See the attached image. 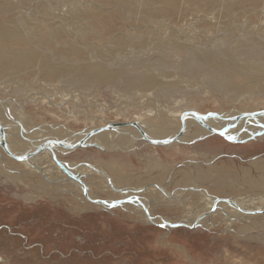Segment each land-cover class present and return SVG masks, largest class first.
Returning <instances> with one entry per match:
<instances>
[{
    "label": "rangeland",
    "instance_id": "rangeland-1",
    "mask_svg": "<svg viewBox=\"0 0 264 264\" xmlns=\"http://www.w3.org/2000/svg\"><path fill=\"white\" fill-rule=\"evenodd\" d=\"M0 23L9 34L20 31L16 38H7L6 45L24 52L27 48L24 55L39 51L40 56L43 39H50V60L60 53L69 55L76 73L68 75L53 63V72H44L40 57L33 64L0 71V118L11 125L29 116L32 121L24 119L23 124L32 126V135L50 136L48 131L57 126L80 133L111 123L117 130L129 121L163 124V119L175 121L187 107L203 115L264 111V0H0ZM254 41L257 45L250 46ZM3 46L0 37V51ZM205 53L218 65L204 62ZM92 65L122 71V77L110 86L85 88L83 70ZM132 78H150L152 87L127 96ZM67 94L70 99L61 100ZM50 99L60 105H51ZM260 130L238 142L209 135L173 147L138 140L129 151L120 144L109 152L88 146L71 150L63 160L129 165L126 189L158 182L150 180L169 165L165 178L173 193L180 190L182 170L193 174L199 166L209 170L201 187L211 193L221 188L224 196L219 194V199L243 191L260 196L261 188L252 189L244 179L245 174L256 181L264 177V170L259 172L254 164L264 165V129ZM0 151L5 161H17L2 146ZM151 158L159 164L150 166ZM36 191L20 181H0V264H264L261 220L252 232L243 233L241 225L161 227L144 223L130 208L88 211L71 194L43 196ZM95 192L99 200L109 199L97 187ZM181 212L161 208L157 215L175 221Z\"/></svg>",
    "mask_w": 264,
    "mask_h": 264
},
{
    "label": "bare ground",
    "instance_id": "bare-ground-1",
    "mask_svg": "<svg viewBox=\"0 0 264 264\" xmlns=\"http://www.w3.org/2000/svg\"><path fill=\"white\" fill-rule=\"evenodd\" d=\"M1 24L2 23H0V37L3 40L4 46H3V49L0 51V71L13 70L19 66L33 64L34 60L40 57V60L42 61L41 62L42 71L44 72H48V73L53 72V68H51V63H53L55 64V66H57L59 70H63V72L68 71L67 72L68 75L76 74L71 69L73 65L72 63H70L69 55L67 56L64 53H60L58 55V59L50 60L49 54H46V51L50 52V39L48 40L45 38L43 39V44L41 43V47H42L41 49L43 50V53L40 56L37 55L39 51L27 52V54L24 55V53L28 50L27 48H25V52H24V48L13 47L14 44L12 43H9L8 45H6L5 40L7 38L9 39V38L15 37L16 35H19L20 31L17 32L15 28L16 31L15 32L13 31V33L9 34L8 33L9 31L4 27L5 25L3 26ZM9 28L12 29L11 27ZM251 33L255 35L256 31H251ZM55 42L59 43V39L56 38ZM219 42H220V45L223 44L221 43V41ZM249 45L250 46L257 45V43L256 41H254L250 43ZM208 55L210 54L205 53L203 55V58H202L203 61L206 62L208 65L214 66L215 64H217L215 61V57H211ZM222 66H223L221 67L222 70L226 69V67H224L223 64ZM107 70L108 71L102 70L94 66L89 67L87 69L85 67V69L83 70L84 72L83 79L85 82H82L83 84L82 83L80 84H82L83 87L85 88H90L94 84H97V85L102 84V86L103 85L110 86L113 83L120 81V76H121L122 71L112 70L110 72L109 69ZM240 71L241 70H237V72H240ZM61 74L59 73L60 76ZM64 76L65 75H62L61 78H58L60 83L62 82V79ZM78 77L76 78L78 79ZM232 81H235V80H232ZM75 82H77V80ZM131 83L132 85L129 86L130 87L129 90L131 92L128 91L127 93V96H131V97H133L136 94H142L145 91V88L147 87H152V82L150 78L149 79L141 78L140 81L136 80L135 78V80L132 81ZM69 95L70 94L64 95L63 99L61 100H65V101L69 100L70 99ZM77 95L78 94H76V96ZM146 95H150V94L147 93ZM124 96H126V94ZM150 96L153 97L154 95H150ZM257 97L259 98V96ZM52 101H53L52 99L49 100V103L51 105H54V106L60 105V104L54 103L55 101L53 102ZM191 104L193 105L194 103H191ZM0 108H2V104L0 105ZM187 108L188 109L183 110L181 113L178 114V116H176L177 118L175 121L171 120L170 118L163 119L164 121L163 124H154L150 121L146 122V124H144L145 121L144 123L142 122L137 123L136 121L134 122L129 121V122H126V124H123V125L130 124L129 126L120 127L117 130H115L116 129L115 127L113 129V126H112L108 128L106 132H101L95 135L93 134V130H96L98 127L88 128L80 133H74L73 131L65 127L63 128V126H57L55 128H52L50 131H48L51 134L50 136L44 137V133H40L39 135H32L31 131L29 130L32 126L26 125L27 123L23 124V120L25 119L24 117L26 116L24 115L22 111H19L18 113L19 115L21 114V116L24 119L21 118L22 120L19 119L18 121H14L10 119V122L11 120L14 122V124H11V125H9L10 123L8 124L9 119L4 120L1 117L0 118V147L2 146V144H4L10 153H12L14 156L21 157V160H17L14 162L9 161V160L5 161L0 151V181L2 183H6L7 180H16V181L23 182L25 186L33 187L34 191L35 189L37 190L36 192L38 195H43V196L51 195L53 192H56L57 194H59V196L71 194L72 197L81 204L80 208L88 209V211L94 210V208H98L99 210L113 208L114 207L113 205H115V202L119 201L120 204L115 205L117 206L116 208H124V209L126 208V211L129 208L133 209L134 211L131 210L133 214L139 217V219H142L143 222L146 224H153V225L154 224H159V225L167 224L170 227H172V225L185 224L187 226L189 225L194 226V227L200 226L203 228H206V227L212 228L214 225H217V224H220V225L223 224V225H226L227 227H232L234 225H237V226L241 225L242 233L247 232V231L252 232L253 230L251 229L252 227L255 226L254 225L255 222H258L259 220L264 221V216H263L264 214V195L253 196L252 193L243 191L241 193H235L232 196H230L229 194L227 195V196H230L228 198L219 199L218 198L219 194L224 196V193L222 192L221 188H218L219 190L211 193L207 189L201 187L202 182L200 181L207 178V174L209 173V170H204L202 168H199V166H197L198 169L193 174H192L193 171L191 170H186V169L182 170L183 177L179 181V185L181 184V186H179L180 190L173 193L168 189L169 186H168V182L166 181L168 179L165 178V174L167 173V171L171 169L170 168L171 166L169 165L165 167L163 173L157 176L158 178L156 177L157 180L155 178L150 180V181L154 180L158 182L152 183L151 185H149V187H147V184H146V185H141L137 187V189H134V188L126 189V186L123 185V183H128L131 180L130 175L126 173L127 172L126 170L130 167L129 165H117L112 162H105L100 165L99 164L94 165V164H91L90 162L87 163L88 161L84 163H79V162H76L75 160H74L75 162L66 161V159L63 160V156L64 155L66 156L71 150L65 149L59 144L72 145L75 143H79L81 141H85L87 145L92 144V143L99 144L101 147H103L100 149H106V151L108 152H109L108 150L109 148H119V147H125L121 149L122 150L125 149V151H129L133 149L132 147L138 140H144L143 134L145 137L149 138V140H166V139H172L174 137L179 136V139L177 141L167 144L166 147H173V146L184 144L185 142H192L194 140H198L199 138H203V137L206 138L209 135H214V134H210L209 129L206 128L205 125L200 123V121L197 118H195L194 115H192V113L196 111L192 110L191 109L192 107L190 109L189 107ZM240 112L237 111V112L224 113V114L221 112L222 115L219 114V116H223V118H217V116L211 114L208 116L207 119H203L202 121L204 122V124L211 126L214 129L227 131V136L233 137L234 141L238 139L239 140L247 139L257 130L264 129L261 127V126L264 127V116L257 118L254 116H250L253 114L252 112H244V113H240ZM118 114L120 115V113ZM77 115L79 116V114ZM200 115H203V114H200ZM224 116L225 118H229L230 116H232L233 118H235V116L237 117L232 121H227L225 120ZM248 118H255L256 121H250V119ZM28 119L31 120L29 116H27L25 120L27 121ZM191 128L195 129L194 132H192ZM123 131H125L124 133L128 135L122 134ZM2 137H3V140H2ZM147 143L151 144L149 142ZM45 144L46 146H43ZM40 146H43V149L40 152L35 154V152L40 148ZM155 146H158V145H155ZM3 151L7 155L4 149ZM154 158H151V161L153 163H150V162L148 163L152 167L156 164H159V162L155 160ZM11 159H14V158H11ZM259 162L261 161H257L254 163L256 165L255 169L258 170L259 172H262L264 170V165H262ZM131 169L133 168H130V170ZM13 170H14V174L12 173ZM150 172H152V170ZM244 179L246 180L245 184L249 183L250 186H252V189L261 188V194L262 193L264 194V177L259 178L261 179V181H256V180H250L251 177H249L248 174L247 175L245 174ZM189 185H193V186L188 187ZM95 187H97L98 190H101L102 192L107 194L109 196V199L107 198L105 201L99 200L97 198L98 196L96 195L97 192H95ZM238 187H242V185ZM161 208H167V209L175 208L177 210H182L181 216L177 218V220L175 221L170 220V218H164L162 216L157 215V211ZM256 215H258L257 218H254V216Z\"/></svg>",
    "mask_w": 264,
    "mask_h": 264
},
{
    "label": "water",
    "instance_id": "water-1",
    "mask_svg": "<svg viewBox=\"0 0 264 264\" xmlns=\"http://www.w3.org/2000/svg\"><path fill=\"white\" fill-rule=\"evenodd\" d=\"M192 115H194V117L197 118L200 121V123H202L203 125H205L206 128L209 129L210 134L223 136L224 138H226L227 140L232 141V142H238L239 141V140H236V139H235L236 141H234L233 137L227 136V132L224 131V130H217V129L212 128L211 126H208V125L204 124V122L202 120L203 119H207L209 115H200L198 112H193ZM213 115H215V116H217L219 118H223V116H219V114H213ZM261 115L264 116V111L254 112L250 116L258 117V116H261ZM225 119H228V118H225ZM111 125H113V124H110L108 127L97 128L96 130H93V134L95 135L97 133L104 132L103 130L112 127ZM254 135L257 136L258 134H254ZM143 138H144L145 141H148L149 143H151L153 145L166 146L167 144H170V143H173V142L177 141L179 139V136L174 137L172 139H166V140H149V138L145 137L144 134H143ZM203 138H205V137H203ZM203 138H199V139H203ZM2 140H3V137H2ZM59 145H61L65 149H70V150L77 149V148H82V147H88V146H95V147H98V148H103L99 144H94V143L87 145V143H85V141H81L79 143H75V144H72V145H68V144H63V145L59 144ZM43 146H46V144L43 145ZM43 146H40V148L35 152V154L40 152L43 149ZM2 147H3V149L5 150V152L7 153L8 156H10L11 158H14L16 160H21V157L14 156L12 153H10L9 150L6 148V146L4 144H2ZM32 155H34V154H32ZM110 209H112V208L103 209V210L108 211ZM157 225H159V224H157ZM181 226H186L187 227V225H185V224L172 225V227H181Z\"/></svg>",
    "mask_w": 264,
    "mask_h": 264
},
{
    "label": "snow or ice",
    "instance_id": "snow-or-ice-1",
    "mask_svg": "<svg viewBox=\"0 0 264 264\" xmlns=\"http://www.w3.org/2000/svg\"><path fill=\"white\" fill-rule=\"evenodd\" d=\"M115 206V205H113ZM168 225L167 224H162L161 227H167Z\"/></svg>",
    "mask_w": 264,
    "mask_h": 264
}]
</instances>
